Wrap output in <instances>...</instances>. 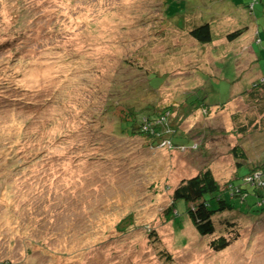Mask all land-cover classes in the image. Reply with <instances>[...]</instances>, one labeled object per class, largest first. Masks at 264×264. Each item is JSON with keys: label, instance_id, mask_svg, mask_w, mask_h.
Here are the masks:
<instances>
[{"label": "rangeland", "instance_id": "1", "mask_svg": "<svg viewBox=\"0 0 264 264\" xmlns=\"http://www.w3.org/2000/svg\"><path fill=\"white\" fill-rule=\"evenodd\" d=\"M256 1L0 0V264H264V219L217 251L219 233L169 214L180 181L207 165L226 188L235 144L254 166L264 156V111L260 131L233 127V114L255 108L240 93L259 70L244 44L227 39L208 57L183 29L196 11L217 39L245 27L236 40L256 28L262 40ZM151 65L167 73L151 85L174 104L173 126L203 152L114 134L121 108L107 101Z\"/></svg>", "mask_w": 264, "mask_h": 264}, {"label": "trees", "instance_id": "2", "mask_svg": "<svg viewBox=\"0 0 264 264\" xmlns=\"http://www.w3.org/2000/svg\"><path fill=\"white\" fill-rule=\"evenodd\" d=\"M257 2L258 0L253 2L251 10L255 8ZM195 13L196 11L187 16V25L183 29L199 43L211 42L213 40L211 21L203 20ZM245 31H247L245 27L231 31L227 39L229 41L238 39L246 33ZM260 44L264 45V39ZM255 46L252 45L256 57L255 60L252 59V65H256L259 70L255 71L257 76L250 80L252 84L241 89L240 93L247 96V102H251L250 107L254 105L256 109L237 112L232 116L233 127L241 137L251 135L249 132L252 127L260 131L263 123V119L258 118L264 111V68L261 67V57L257 55ZM142 70L144 74L139 82L119 87L112 93V99L109 98L107 101L109 111H113L117 106L121 108L119 113H112L117 117L112 125L115 129L114 134L126 138H148L156 146L168 144L173 148L187 147L193 151L201 149L200 152H203L204 145L193 139L196 136L194 132L181 135L180 127L173 126V115L176 113L174 104H162L160 96H157V90L152 88V76L161 77L167 73L160 69L155 71L152 65L145 66ZM198 107L203 108V113L211 109L206 104ZM205 141L201 144H205ZM242 142L243 140L231 148L233 159L237 162L236 174L225 189H222L213 169L207 165L208 167L201 168L192 177H184L180 181L174 190L173 203L169 210L172 216L177 215L176 211L179 209L187 212L202 236L219 233L210 240L211 247L217 251L227 248L232 243L236 229L251 223H259L264 219V156L259 157L255 162H261L254 166V161H250ZM259 145L263 146L261 152H264V140ZM176 221L180 222L178 219ZM228 234L232 237H228Z\"/></svg>", "mask_w": 264, "mask_h": 264}, {"label": "crops", "instance_id": "3", "mask_svg": "<svg viewBox=\"0 0 264 264\" xmlns=\"http://www.w3.org/2000/svg\"><path fill=\"white\" fill-rule=\"evenodd\" d=\"M211 28H212V35H213V40L209 43H199L196 39L194 40L192 36H190V33H189V38L191 40V42L193 43L192 45H195L194 47L197 49V51L195 52H198L199 51V47H201L203 50H208L207 51V54H208V57L211 56V54H213V51L215 49H224V45H221V44H225L227 42H229L226 38V36L228 35V33L225 31L218 39H217V34L216 32H214V27L212 25V22H211ZM234 31V30H233ZM261 30H259V28H256L255 31H253V29L251 30V34L246 36L243 40H231L229 43H232V44H244V52H246L245 54H247V58H250L252 57V59L254 58V60L256 59L255 54H254V50L252 48V45L256 44V43H261V39H259V34H260ZM227 33V34H226ZM252 35V36H251ZM199 43V44H198ZM198 46V47H197ZM237 51V50H236ZM236 51H232L231 53L235 56V55H238ZM222 56L224 53H220ZM226 55V54H225ZM226 56H232L231 54L230 55H226ZM249 63L252 65L253 64V61H249Z\"/></svg>", "mask_w": 264, "mask_h": 264}]
</instances>
